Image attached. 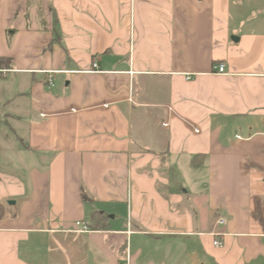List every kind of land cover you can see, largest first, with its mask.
<instances>
[{
	"label": "crops",
	"instance_id": "obj_1",
	"mask_svg": "<svg viewBox=\"0 0 264 264\" xmlns=\"http://www.w3.org/2000/svg\"><path fill=\"white\" fill-rule=\"evenodd\" d=\"M0 57V264H264V0H0Z\"/></svg>",
	"mask_w": 264,
	"mask_h": 264
},
{
	"label": "built area",
	"instance_id": "obj_2",
	"mask_svg": "<svg viewBox=\"0 0 264 264\" xmlns=\"http://www.w3.org/2000/svg\"><path fill=\"white\" fill-rule=\"evenodd\" d=\"M94 67H97V63H94ZM213 71L215 73H218V74H226V64L224 62L214 64ZM50 83L53 84V81L51 79H50ZM165 125H168V123H165ZM218 222L220 224H224L226 222V220H225V218L220 217V218H218ZM76 226L78 228H75L73 230L74 232H89L90 231L89 226L87 224L80 222V221L76 222ZM214 244L217 246H220L222 244V241L219 239H216L214 241Z\"/></svg>",
	"mask_w": 264,
	"mask_h": 264
},
{
	"label": "trees",
	"instance_id": "obj_3",
	"mask_svg": "<svg viewBox=\"0 0 264 264\" xmlns=\"http://www.w3.org/2000/svg\"><path fill=\"white\" fill-rule=\"evenodd\" d=\"M10 61H11L10 58L0 57V66L5 65V66L8 67V66L11 65V62ZM83 198H84V200H87L88 199V196H87V194L85 192H83ZM94 215H96V213ZM96 222H97V224H95V226H92V227H99L98 220Z\"/></svg>",
	"mask_w": 264,
	"mask_h": 264
},
{
	"label": "rangeland",
	"instance_id": "obj_4",
	"mask_svg": "<svg viewBox=\"0 0 264 264\" xmlns=\"http://www.w3.org/2000/svg\"><path fill=\"white\" fill-rule=\"evenodd\" d=\"M9 155H11L12 157H13V159H14V161L12 162V164L13 165H15L16 167H18L19 165H20V155L19 154H12V153H9ZM11 157V158H12ZM20 159V160H19ZM8 165L10 166L11 165V163H8Z\"/></svg>",
	"mask_w": 264,
	"mask_h": 264
}]
</instances>
